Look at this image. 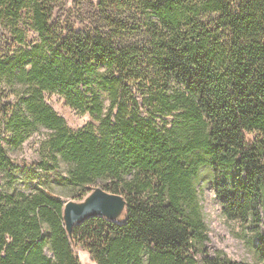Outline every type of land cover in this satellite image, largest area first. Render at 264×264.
<instances>
[{"label": "trees", "instance_id": "1", "mask_svg": "<svg viewBox=\"0 0 264 264\" xmlns=\"http://www.w3.org/2000/svg\"><path fill=\"white\" fill-rule=\"evenodd\" d=\"M64 2L0 0V20L18 29L27 10L39 38L0 56L17 98H0V264H82L80 244L97 264H264V0H100L106 25L91 30L54 21ZM46 91L100 126L73 131ZM42 131L47 158L17 164L5 142ZM53 184L101 186L126 211L71 238ZM205 185L257 261L210 246Z\"/></svg>", "mask_w": 264, "mask_h": 264}, {"label": "rangeland", "instance_id": "2", "mask_svg": "<svg viewBox=\"0 0 264 264\" xmlns=\"http://www.w3.org/2000/svg\"><path fill=\"white\" fill-rule=\"evenodd\" d=\"M99 2L100 0H65L63 5L61 4L56 8L54 21L64 27H74L75 29L91 30L98 25L105 26L107 16L101 13ZM31 27V15L27 10H24L23 17L17 24V28L24 32V42L22 43L17 37L16 30L18 29H13V24H9L8 20L1 19L0 56H6L11 50L23 48L27 44L38 41V34ZM44 97L45 101L66 119L67 125L73 131H79L90 123H93L96 128L100 126V121L94 119L89 112L82 113L69 106L66 98L62 95L46 91ZM0 98L5 103H13L17 100L16 91L11 89L5 82H2L0 83ZM47 138V131H42L33 134L21 146L12 147L8 141L5 142V145L10 157L17 164L35 165L49 155L45 145ZM21 177L23 178L24 175ZM53 185L55 191L66 202L71 200L84 201L95 188L93 186L82 197H80L81 192L78 193L79 197H73L70 190L58 187L57 184ZM24 186L23 181L18 184L21 190L25 188ZM19 188L17 190H20ZM200 194L210 228V246L238 262L253 263L257 261L258 258L250 242L251 235L240 222L231 221L225 217L214 188L210 185L202 186ZM261 226L264 231V212H262ZM75 252L82 264H97L90 251L83 245H76Z\"/></svg>", "mask_w": 264, "mask_h": 264}, {"label": "water", "instance_id": "3", "mask_svg": "<svg viewBox=\"0 0 264 264\" xmlns=\"http://www.w3.org/2000/svg\"><path fill=\"white\" fill-rule=\"evenodd\" d=\"M127 208L126 198L102 187H95L84 201L74 200L65 203L63 219L69 236L72 238L76 225L93 217H105L111 221L119 220Z\"/></svg>", "mask_w": 264, "mask_h": 264}]
</instances>
